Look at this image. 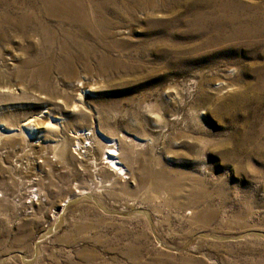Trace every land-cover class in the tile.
<instances>
[{
  "label": "rangeland",
  "instance_id": "1",
  "mask_svg": "<svg viewBox=\"0 0 264 264\" xmlns=\"http://www.w3.org/2000/svg\"><path fill=\"white\" fill-rule=\"evenodd\" d=\"M29 120L0 264H264V0H0V121Z\"/></svg>",
  "mask_w": 264,
  "mask_h": 264
},
{
  "label": "bare ground",
  "instance_id": "2",
  "mask_svg": "<svg viewBox=\"0 0 264 264\" xmlns=\"http://www.w3.org/2000/svg\"><path fill=\"white\" fill-rule=\"evenodd\" d=\"M42 122L43 123H46V125H45V127H44L43 130L53 131L54 129L57 128L55 121H53L50 116H48L47 118H45V120H42ZM0 123L3 124L2 128L0 129V132H1L0 134H3V135L6 134L7 136H9L12 133H18L21 136H25V137L26 136H30L31 137V136L38 135V133L41 134L40 128L37 126L38 124L36 125L34 123V120H29L24 125H22L21 128H15V127H12L11 125H7V124L4 125L5 121H0ZM0 136H2V135H0ZM112 141H113L112 139H108V138L102 139V143H100L101 141L100 142L98 140L96 141L97 144L100 145V148L101 149L104 147L107 150L106 155H105V158H104L105 161L104 160L102 161V159L99 158L100 159L99 160V164L101 165L102 168H105L106 171L111 172L114 175L115 174L117 175V173H115V172L122 171L123 170V167L121 166L120 162L118 161L117 151L114 148V145L115 144L114 143L113 144L108 143V142H112ZM107 143H108V145H107ZM88 145L91 146L90 145V142L88 143ZM86 147H88V146H84V148H86ZM100 148H98L99 150L97 152H100ZM82 149H83V147H82ZM63 150H64L63 147L60 148V150H59V154L60 155H62ZM57 152L54 153V156H57V154H58ZM84 153H86V152H84ZM118 177H119V175H117V178Z\"/></svg>",
  "mask_w": 264,
  "mask_h": 264
}]
</instances>
